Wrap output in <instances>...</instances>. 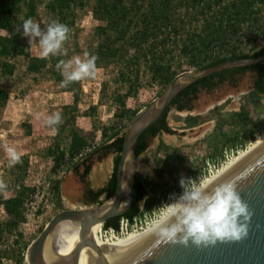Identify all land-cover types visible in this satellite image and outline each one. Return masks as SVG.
<instances>
[{
    "label": "rangeland",
    "instance_id": "obj_1",
    "mask_svg": "<svg viewBox=\"0 0 264 264\" xmlns=\"http://www.w3.org/2000/svg\"><path fill=\"white\" fill-rule=\"evenodd\" d=\"M47 1L42 0L38 4L37 14L32 18L35 22H39L41 27L55 20V16L46 8ZM94 4L95 0H86L84 8L77 10L74 23L67 25L70 33L64 45L67 56H63L65 60L77 56L83 59V53L88 52L97 57L95 77L79 81L80 111L76 129L80 137L86 136L88 139V146L84 149L82 157L102 143V134L96 133V129L106 128L107 135H110L114 129H119L123 134L130 121L126 118L127 115L124 118L115 116L121 109L113 101V97L128 91L127 84L116 80L120 61L98 56L95 52L98 43L95 27L102 23L93 17ZM24 20L26 19L23 17L19 18L20 31L23 40L29 44L28 37L24 36L22 31ZM255 41L256 44L261 45L264 37L258 35ZM29 47L31 54L42 56L38 44H29ZM123 51L127 55L135 53L128 44L123 45ZM15 62L14 75L6 78L2 83L9 89V98L7 104L0 107V183L4 185L0 188V199L13 196L18 189V184L12 180L7 162L5 146H8L15 148L20 156L25 155L29 159L28 173L23 181L27 187L34 189L30 194L32 200L37 205H42L47 199L50 208L39 219L29 221L28 225L22 226V222L18 225L16 232L21 235L18 243L13 242L16 239L15 233L4 234L0 247L5 257L0 264H16L17 255L21 253L24 254V264H27L24 243L30 244L57 212L91 204L90 198L83 194L84 190L86 188L98 190L106 186L117 156L112 151L93 153L89 159L91 169L85 179L70 168L62 173L65 168L63 165L57 171H53V159L48 155L47 148L55 146L53 138L57 130L53 132L45 121L53 113H61L62 106L72 102V94L64 91L62 83L53 79L47 69L38 74H30L26 72L24 58L19 57ZM173 69L177 74L186 70H195L183 59H175ZM234 78L232 82L226 80L211 89L201 88L196 99L192 101L190 110L178 111L175 106L170 107L167 121L172 133L160 132L149 138L147 149L137 158L136 173L158 185V199L153 202L155 196L148 188L144 201L152 202L147 208L142 207L135 224L131 227L123 226L119 236L142 232L157 221L162 211V203L170 202V196H178L182 193L179 183L181 177L198 178L203 181L221 169V164L222 167L226 165L264 133V129L261 128L264 122V95L259 97L251 95L255 81L254 73L247 71L235 75ZM165 86L154 81L149 71L141 66L135 85L136 92L132 90L131 96L125 98L126 107L134 111L147 107L163 92ZM90 106L94 107L92 119L82 116L83 112L89 111ZM191 115L197 117L199 123L215 120L219 125L215 135L208 137L205 134L202 138L200 136L204 133L198 132L197 135L199 124H190L187 121ZM91 125H93L92 129ZM68 140L61 141V146L64 147ZM230 147H236L234 150L236 149L238 153L226 152L227 157L224 158V149L229 150ZM78 159V157L74 158V161ZM207 160L210 167L206 164ZM80 168L83 170L84 166L81 164ZM58 180L59 187L55 190L52 188V183ZM106 200L105 194L99 197L100 202ZM153 207L154 213L151 212ZM6 218L4 209L0 205V220ZM105 235L108 236V232Z\"/></svg>",
    "mask_w": 264,
    "mask_h": 264
},
{
    "label": "trees",
    "instance_id": "obj_2",
    "mask_svg": "<svg viewBox=\"0 0 264 264\" xmlns=\"http://www.w3.org/2000/svg\"><path fill=\"white\" fill-rule=\"evenodd\" d=\"M40 2L42 0H0V107H4L9 98V89L2 83L14 75L15 60L19 57L25 59L27 73L38 74L47 69L56 81L62 82L64 79L55 67L64 57L50 55L44 58L31 54L29 44L21 35L19 18H34ZM85 3L86 0H48L45 5L48 12L55 16V20L71 25L75 21L77 10L84 8ZM92 13L102 23L95 27L98 38L96 55L115 58L121 63L116 80L127 84L128 91L114 96L113 101L121 109L117 116L127 115L128 120L137 111L126 107L125 98L131 96L132 90L136 92L135 85L141 66L149 71L154 81L167 85L177 74L173 69L175 59H183L189 66L202 69L230 58H258L264 55V41L261 45L255 43V37H264V0H95ZM124 44L130 45L135 53H124ZM245 47L248 49L245 50ZM247 71L255 75L251 95H264V62L225 69L197 80L181 89L158 121L137 138L136 158L147 149L149 136L154 137L160 131L172 133L167 123L170 107L175 106L178 111L190 110L199 88L211 89L226 80L232 82L235 75ZM64 91L72 94V102L62 106V122L56 126L57 133L53 138L55 146L47 148L54 163L52 170L57 171L63 165L64 172L70 168L83 178L90 172L89 159L93 153L115 152L117 156L106 186L98 191L91 190L89 195L90 203H101L99 197L102 193L108 199L115 192L116 166L123 137L119 129H114L107 135V129L101 128L105 141L82 157L88 143L79 138L75 130L81 94L79 81L64 86ZM93 113L94 107L90 106L89 111L82 115L93 117ZM187 121L196 124L198 118L189 116ZM261 128L264 129V122ZM67 139L69 142L62 147L61 141ZM77 157L79 159L74 161ZM80 164L84 166L82 173L79 172ZM28 168L29 159L25 155L21 156L20 163L10 167L12 180L18 184V189L13 196L0 199L7 217L0 220V244L5 233H15V243H18L21 236L16 229L24 221L25 200L34 191L23 181ZM58 187L59 180L52 183L53 189L58 190ZM148 188L155 196L153 202L156 201L159 195L158 185L136 173L132 204L124 214L129 220L152 202L144 201ZM118 221L119 217H116L103 224L105 227L118 229ZM28 245L29 243H24L23 248L26 250ZM4 257L5 253L0 247V263ZM16 264H24V254L17 255Z\"/></svg>",
    "mask_w": 264,
    "mask_h": 264
},
{
    "label": "water",
    "instance_id": "obj_3",
    "mask_svg": "<svg viewBox=\"0 0 264 264\" xmlns=\"http://www.w3.org/2000/svg\"><path fill=\"white\" fill-rule=\"evenodd\" d=\"M262 62L264 55L258 58H230L206 68L176 74L163 92L139 110L125 127L122 148L118 153L114 194L101 203L57 212L28 245L25 255L27 264H264V140L208 184L214 187L231 182L237 186L251 213L248 234L243 239L208 246H197L189 240L185 245L159 237L157 224L107 246H95L87 237L93 225L122 216L130 209L137 167V138L158 121L176 94L191 83L219 71ZM63 220H77L79 223L76 246L85 249L87 254L78 262L75 247L69 255H57L51 261L44 257L47 238Z\"/></svg>",
    "mask_w": 264,
    "mask_h": 264
},
{
    "label": "clouds",
    "instance_id": "obj_4",
    "mask_svg": "<svg viewBox=\"0 0 264 264\" xmlns=\"http://www.w3.org/2000/svg\"><path fill=\"white\" fill-rule=\"evenodd\" d=\"M23 35L29 44H38L44 58L67 56L64 45L69 39L70 28L58 21L51 20L44 27L28 18L22 24ZM72 59H60L55 65L64 77L63 86L95 77V55L83 53ZM62 121L60 112L48 116L45 123L55 132ZM8 166L21 162V156L13 147L5 146ZM182 193L170 196V202L161 205L156 230L159 237L187 245L189 240L197 246L215 245L217 242L239 241L248 234V221L251 218L248 205L242 200L237 186L227 182L210 187L207 182L184 178L180 179ZM0 183V188H3Z\"/></svg>",
    "mask_w": 264,
    "mask_h": 264
},
{
    "label": "bare ground",
    "instance_id": "obj_5",
    "mask_svg": "<svg viewBox=\"0 0 264 264\" xmlns=\"http://www.w3.org/2000/svg\"><path fill=\"white\" fill-rule=\"evenodd\" d=\"M263 140H264V133L261 136H259L257 139L253 140V142L248 146V148H246V150L242 151L241 153L233 157L231 160L228 161L227 164L225 162L226 165L221 167V169L219 170L216 169L217 171L214 172V174L209 175L208 177L206 176L207 178H205L202 182H207V184H210L222 173H224L229 167H231L235 162H237L241 157H243L245 154H247L249 151L255 148ZM156 224L157 221H155L152 225L150 224V226L147 227L142 232L149 230ZM78 230H79V223L77 220L61 221L57 225L53 234L50 235L45 242L44 245L45 259L51 261L52 259L56 258L55 256L57 255H62V256L69 255V253H71V251H73L75 247L78 256L77 259L78 262L81 257L87 254V251L85 249H81L80 247L76 246ZM107 232H108V236L105 235V232L103 230V223H97L89 228L87 237L95 246H107L124 238L141 233V232H135V233H128L126 235L119 236L113 233L112 231H107Z\"/></svg>",
    "mask_w": 264,
    "mask_h": 264
},
{
    "label": "built area",
    "instance_id": "obj_6",
    "mask_svg": "<svg viewBox=\"0 0 264 264\" xmlns=\"http://www.w3.org/2000/svg\"><path fill=\"white\" fill-rule=\"evenodd\" d=\"M236 148V147H234ZM233 147H230L229 150L224 149V155L223 157L226 158L227 157V153L229 152L230 154H233L234 151L238 153V151L235 149L234 150ZM227 152V153H226ZM206 164L209 165L210 167V163L208 162V160L206 161ZM222 167V164H221ZM209 172H211V170L209 169ZM208 172V173H209ZM62 173H64V171L62 170ZM49 194V193H47ZM43 196V195H42ZM163 204V203H162ZM50 208L49 203L47 202V199H45V202L42 205H37L35 201L32 200V196L30 195L24 203V221H22V226H26L29 224V221L34 220V219H39L40 217H42L44 214L47 213L48 209ZM152 213H154V207L151 211ZM145 217V215H143ZM139 217V214L134 216L132 219H128L126 218L124 215L119 216V221H118V229H114L113 227L109 226V227H105L103 225V230L106 233L107 231H112L113 233H115L116 235H119V233H122V228L123 226L127 227H131L133 224L136 223V218ZM105 227V228H104ZM119 230V231H118Z\"/></svg>",
    "mask_w": 264,
    "mask_h": 264
},
{
    "label": "crops",
    "instance_id": "obj_7",
    "mask_svg": "<svg viewBox=\"0 0 264 264\" xmlns=\"http://www.w3.org/2000/svg\"><path fill=\"white\" fill-rule=\"evenodd\" d=\"M68 104H70V103H68ZM127 108H129V107H127ZM132 110V109H131ZM79 111H80V109H79ZM134 111V110H133ZM138 111V110H137ZM118 114V113H117ZM117 114L115 115V116H117ZM78 116H79V114H78ZM77 116V117H78ZM83 116V115H82ZM191 116H194V115H191ZM87 117H90V116H87ZM119 117V116H118ZM91 119H92V117H90ZM120 118H124V117H120ZM76 121H77V118H76ZM196 124H199L198 126H199V131H197V135H198V132H201V133H204V135H202V136H200L201 138L202 137H205V134L206 135H208V137H211V136H213V135H215V133L217 132V126H219L218 124H217V122L215 121V120H209V122L207 121V122H203V123H199V122H197ZM76 123H75V130H76V132H77V129H76ZM91 127V129L93 128V125H91L90 126ZM193 129V128H192ZM95 132L97 133V132H100V130L99 129H96L95 130ZM108 132V131H107ZM77 135H78V137L79 138H83V139H85L86 141H87V143H88V139H87V137L86 136H84V137H80L79 136V134H78V132H77ZM101 137H102V143L101 144H103V142L105 141V138L101 135ZM100 144V145H101ZM81 165V164H80ZM79 171L80 172H82L83 170H81V168H80V166H79ZM109 178H110V176H109ZM109 178H108V180H109ZM108 180H107V182H108ZM107 184V183H106ZM98 190H100V189H98ZM97 190V191H98ZM102 194H104V193H102ZM101 194V195H102ZM100 195V196H101ZM95 203H97V202H95ZM92 204V203H91Z\"/></svg>",
    "mask_w": 264,
    "mask_h": 264
},
{
    "label": "flooded vegetation",
    "instance_id": "obj_8",
    "mask_svg": "<svg viewBox=\"0 0 264 264\" xmlns=\"http://www.w3.org/2000/svg\"><path fill=\"white\" fill-rule=\"evenodd\" d=\"M200 89H201V88H199V90H200ZM198 92H199V91H198ZM169 110H170V109H169ZM167 123H168V121H167ZM160 132H163V131H160ZM160 132H159V133H160ZM159 133H158V134H159ZM149 138H152V137L149 136L148 139H149ZM79 172H80V171H79ZM80 173H82V172H80ZM79 175H80V174H79ZM87 176H88V175H87ZM87 176L83 177L82 179H85ZM80 177H81V175H80ZM91 190H93V191H97V189H94V188H86V189L84 190L83 194H84L85 196H88V197L90 198L89 195H90Z\"/></svg>",
    "mask_w": 264,
    "mask_h": 264
}]
</instances>
